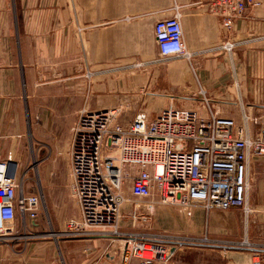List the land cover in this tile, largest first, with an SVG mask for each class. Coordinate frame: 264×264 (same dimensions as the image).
<instances>
[{
    "label": "crops",
    "instance_id": "obj_1",
    "mask_svg": "<svg viewBox=\"0 0 264 264\" xmlns=\"http://www.w3.org/2000/svg\"><path fill=\"white\" fill-rule=\"evenodd\" d=\"M259 1L263 7L249 8L227 31L215 0H0V161L9 156L21 163L31 139L49 151L42 158L49 165L44 194L54 229L64 227L67 213H79L70 200L69 151L83 109H118L117 122L126 127V114L155 117L173 104L233 119L252 138L264 132ZM176 14L190 59L159 55L154 25ZM169 62L179 66L164 73ZM163 78L170 98L157 106L153 92ZM249 170L248 214L198 206L188 217L181 208L148 201L145 208L125 204L117 230L170 239L166 264H252L264 251V160L252 158ZM130 188L124 186L129 197ZM39 220H27V235L47 233ZM17 229L24 234L20 218ZM205 237L209 243L201 242ZM243 241L252 247H240ZM123 248L114 235L27 237L0 244V264H124Z\"/></svg>",
    "mask_w": 264,
    "mask_h": 264
},
{
    "label": "built area",
    "instance_id": "obj_2",
    "mask_svg": "<svg viewBox=\"0 0 264 264\" xmlns=\"http://www.w3.org/2000/svg\"><path fill=\"white\" fill-rule=\"evenodd\" d=\"M259 0H215L225 30ZM159 55L163 59H190L178 14L154 25ZM231 48V47H229ZM120 110L83 109L72 129L69 158L71 193L79 219L66 224L70 237L114 235L121 237L124 264H166L172 243L165 237L121 234L117 230L122 207L132 199L178 207L192 216L195 207L207 212L242 210L250 190V160H264V132L252 138L233 119L202 117L197 111L170 104L155 117L141 111L126 127L117 122ZM130 170H135L132 174ZM131 184V197L124 186ZM42 197L26 192L19 165L9 156L0 161V244L27 238V220H38ZM24 234L17 229V219ZM29 237H32L30 235ZM202 243H209L205 237ZM251 248L248 241L238 244ZM252 264H264V251Z\"/></svg>",
    "mask_w": 264,
    "mask_h": 264
},
{
    "label": "rangeland",
    "instance_id": "obj_3",
    "mask_svg": "<svg viewBox=\"0 0 264 264\" xmlns=\"http://www.w3.org/2000/svg\"><path fill=\"white\" fill-rule=\"evenodd\" d=\"M261 7H263L262 4H261V6H259V8H261ZM253 9H255V8H253ZM172 65L173 66H179L178 63H170L169 62L165 66L162 67L163 72L166 73L168 70H170L171 69L170 67ZM156 88H157L156 91L153 92L154 95H156V97H153L152 99H154L153 100L155 103L154 105L158 106V105H160V103L164 102V100H167L166 98H170V92L168 90L169 83L167 82L166 79L163 78L161 83H157ZM130 102H132V100ZM134 102L136 103V101H134ZM129 103H126V106L130 107ZM135 115L133 116L130 114H126V124L131 123L134 120ZM261 133L262 132H260V134ZM71 138H72V136H71ZM40 149H41L40 147H38L37 145H34V141H33V139H31L30 146L28 148H26V156L23 158L24 160L21 163H18V165H19V179H20V181H22L26 192L36 193V194L40 193L41 197L44 200L43 201L44 202L43 208H42V212H41L39 221L43 224V227L45 228V231L47 233H45V234H33L32 237L47 236V237L53 238V237H59V235H60V237L63 235L68 236L67 233L65 232L66 231V224L68 221H70L72 219H79L80 218V212L78 213V211H77L78 214H76V215L73 213H71V214L67 213L64 216L66 224H64V227L61 230L60 229L57 230V229L53 228V222L55 223L56 220L54 217L49 215V212L47 210L46 203H45V194H44L45 183H44V174L43 173H44V169L49 165H45L42 162V158L44 156H48L49 151L47 149H45V150H40ZM69 161H70V158H69ZM70 166H71V163H70ZM70 178H71V184H70V191H71V185H72L71 174H70ZM71 196H72V193H71ZM69 197H70V195H69ZM70 200L73 201L75 203V205H77V202L73 196L70 198ZM146 203H147V201H141L140 202V201H136V200L132 199L130 202L127 203V205H132V207H136V208L137 207L138 208H145ZM126 220H128L127 217H126ZM138 221L142 222V220H139V219H138ZM148 221H150V219ZM150 232H153V231H150ZM29 236H30V234H28L27 237H29Z\"/></svg>",
    "mask_w": 264,
    "mask_h": 264
}]
</instances>
